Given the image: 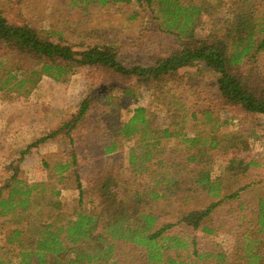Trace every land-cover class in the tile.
<instances>
[{
  "label": "trees",
  "instance_id": "obj_1",
  "mask_svg": "<svg viewBox=\"0 0 264 264\" xmlns=\"http://www.w3.org/2000/svg\"><path fill=\"white\" fill-rule=\"evenodd\" d=\"M236 1L235 5L242 9L249 4L248 0ZM69 3L74 6L135 3L150 10L157 22L161 20L160 27L175 35L180 45L146 65L124 64L111 45L93 44L75 49L71 44L52 40L30 23L13 22L0 11V92L28 96L44 76L65 81L78 66L93 65L114 72L117 79H136L163 93V83L175 84L183 74L181 71L188 74L189 69L202 66L217 76V92L224 100L264 116V85L255 81L261 79V75L252 69L247 74L242 72L243 66L250 64V60L254 62L264 51V23L257 22L251 11L238 12L233 8L234 17L226 26L212 29L201 39L195 37V21L202 7L186 5L180 0H69ZM155 6L157 9L152 10ZM224 27L225 35H219ZM133 90L124 88L128 94ZM94 99L92 95L86 97L71 120L32 142L28 149L62 130L70 135V130L90 111ZM180 107L187 110L185 103ZM150 115L146 107L138 106L118 129V135L123 137L130 138L137 133L140 138L147 136L141 139L145 142L147 161L162 138L186 134L169 127L154 128ZM230 134L235 136V133ZM184 140L191 148L185 160L181 163L171 160L156 172L158 176H150L141 186L135 181L120 183L114 173L109 172L107 176L89 180L85 187L74 168L76 154L72 153L70 162L56 164L53 168L59 173L69 170L76 177L80 196L71 210L64 207L59 199L61 192L55 186L49 188L45 182H29L18 176V165L12 166V176L0 182V233L2 229L9 230L1 236L6 243L0 246V251L4 250L0 253V264H264V191L261 188L252 189L256 200L250 211L235 218L240 238L231 252L218 247H199L194 233L198 230L215 233L217 227L210 224L213 211L242 198L251 184L225 192L224 183L229 176H214L212 165L206 166L209 151L219 142L213 130L208 136H184ZM116 146L115 142L106 146V153ZM235 169V160H230L223 173ZM57 177L58 181H63L69 176ZM88 191L98 198L85 204ZM189 200H198L201 205L184 210L182 207ZM160 201L167 206L182 202L177 207L175 220H167L168 207L165 211L155 208ZM36 207L40 209L35 215L32 212ZM175 226L184 229L171 232ZM121 242L141 248L140 259L128 260L126 254L120 253Z\"/></svg>",
  "mask_w": 264,
  "mask_h": 264
},
{
  "label": "rangeland",
  "instance_id": "obj_2",
  "mask_svg": "<svg viewBox=\"0 0 264 264\" xmlns=\"http://www.w3.org/2000/svg\"><path fill=\"white\" fill-rule=\"evenodd\" d=\"M180 1L202 7L195 21V37L201 39L206 38L212 29L226 26L234 17L233 8L238 12L251 11L257 22L264 23V0H248L245 9L235 5L236 0ZM154 8L152 10L157 9L156 6ZM0 11L13 22L30 23L52 40L71 44L75 49L93 44L111 45L124 64L146 65L168 55L180 45L175 35L160 27L158 23L161 20L157 22L150 10L135 3L74 6L69 0H0ZM224 29L218 34L224 36ZM250 61L242 67V72L247 74L251 69L255 70L261 75V79H255L256 84L264 85V51L254 62ZM188 72L181 71L183 74L175 84L163 83V93L136 79H117L114 72L93 65L78 66L65 81L44 76L28 96L0 92V182L12 176V166L18 165V176L29 182H45L49 188L55 186L61 192L59 199L64 207L71 210L80 196L76 177L69 170L59 173L53 168L56 164L70 162L72 153L76 154L77 165L74 168L85 187L89 180L107 176L109 172H113L120 183L135 181L141 186L150 176H158L156 172L171 160H176V163L185 160L191 148L184 136H208L213 130L219 136V142L209 151L206 166L212 165L214 176H229L224 183L225 192L235 191L246 184H251V187L242 198L229 201L213 211L210 224L217 227L215 233L190 232L196 234L202 249L218 247L231 252L236 247L240 231L234 225L238 224L235 218L253 207L256 197L252 189L264 191V116L247 112L224 100L217 92V76L211 69L195 66ZM124 88L134 90L128 94ZM89 95L95 98L91 109L78 126L70 130V135H65V130H62L28 149L32 142L71 120ZM182 103L187 105L186 111L181 109ZM138 106L147 108L154 128L169 127L186 132L179 137L162 138L149 161L144 154L145 142L141 140L147 138L146 135L141 138L139 133L130 138L118 135L121 122L127 121ZM230 133H235V136ZM114 142L117 143L115 150L106 153L105 147ZM230 160H235L237 169L224 174ZM62 175L69 177L58 181L57 176ZM88 192L85 204L98 198L97 194ZM173 203L167 206L160 201L155 208L165 211L168 207L170 214L167 220L173 221L182 202ZM198 205H201L198 200H189L182 208L186 210ZM39 209L36 207L32 213L36 215ZM183 229L175 226L171 232ZM8 231L1 230L0 246L5 245L1 238ZM139 249L133 243L121 242L119 251L134 261L140 259ZM0 253L3 254L4 250Z\"/></svg>",
  "mask_w": 264,
  "mask_h": 264
}]
</instances>
